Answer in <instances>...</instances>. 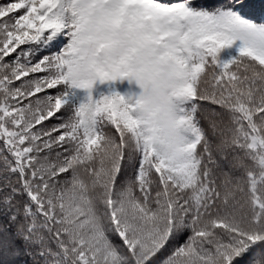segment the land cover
<instances>
[{"label": "snow or ice", "instance_id": "1", "mask_svg": "<svg viewBox=\"0 0 264 264\" xmlns=\"http://www.w3.org/2000/svg\"><path fill=\"white\" fill-rule=\"evenodd\" d=\"M0 264H264V0H0Z\"/></svg>", "mask_w": 264, "mask_h": 264}]
</instances>
